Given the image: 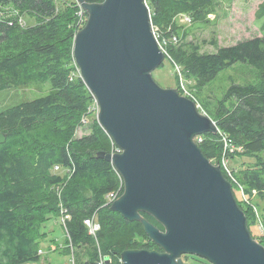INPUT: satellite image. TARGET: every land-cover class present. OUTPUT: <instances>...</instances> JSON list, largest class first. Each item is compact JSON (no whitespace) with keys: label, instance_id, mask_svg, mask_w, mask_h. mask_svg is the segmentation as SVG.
I'll return each mask as SVG.
<instances>
[{"label":"trees","instance_id":"trees-1","mask_svg":"<svg viewBox=\"0 0 264 264\" xmlns=\"http://www.w3.org/2000/svg\"><path fill=\"white\" fill-rule=\"evenodd\" d=\"M65 1L0 0V47L12 45L0 53V92L36 80L51 85L47 95L0 112V131L7 135L6 143L0 146V264H35L41 260L40 238L44 236L41 227L59 210V191L70 217L66 228L73 249L71 261L74 259L75 264L74 250L80 248L86 250L87 261L79 258L78 264H97L100 253L113 264H122L121 254L126 250L163 251L149 239L140 222L125 219L111 209L114 202H107L111 193L120 191L119 198L124 193V187L120 190L118 171L100 156L102 152L113 153L114 144L108 133L97 124L91 135L76 138L83 115L93 111L96 100L74 65L75 36L83 10L75 1ZM104 1L86 0L90 4ZM147 3L152 23L158 26L159 19L170 22L177 13L201 16L211 0H147ZM7 6L15 8L18 16H10ZM25 14L35 24L22 28L19 16ZM173 34L167 32L166 39L178 37ZM168 52L188 81H210L238 62L259 71V84L231 85L219 117L213 119L209 115L219 132L207 134V139L197 137L202 139L197 144L212 163L218 162L229 149L226 139L245 154L256 157L263 152L264 35L219 47L216 53H201L195 43L169 44ZM232 99L236 103L226 107ZM56 166L61 173L55 172ZM233 168L235 178L245 186L248 195L257 191L264 197V160H258L252 168ZM222 171L231 181L225 169ZM142 215L164 231L155 218L147 213ZM90 217L98 218L101 225L98 242L84 224ZM137 237L148 242L138 245ZM194 257L188 255L186 260ZM206 261L199 263L207 264Z\"/></svg>","mask_w":264,"mask_h":264},{"label":"water","instance_id":"water-1","mask_svg":"<svg viewBox=\"0 0 264 264\" xmlns=\"http://www.w3.org/2000/svg\"><path fill=\"white\" fill-rule=\"evenodd\" d=\"M76 2L88 19L75 36V62L99 106L100 125L122 151L100 153L124 181L111 209L140 222L163 250H126L122 264H184L188 255L211 264H264V246L254 239L232 183L195 141L216 135V123L153 77L166 55L146 0ZM6 141L0 131V146Z\"/></svg>","mask_w":264,"mask_h":264},{"label":"rangeland","instance_id":"rangeland-1","mask_svg":"<svg viewBox=\"0 0 264 264\" xmlns=\"http://www.w3.org/2000/svg\"><path fill=\"white\" fill-rule=\"evenodd\" d=\"M72 1L76 2V0H66L65 3H70ZM5 9L11 12L10 16H18L19 12L15 8L7 6ZM84 15L88 19L86 11ZM184 16H190L192 19L191 23L186 22ZM151 21L153 22L152 14ZM19 23L22 28H27L35 24V20L25 14L19 16ZM83 27L84 25L80 29ZM152 28L156 39H158L159 46L162 47V51L166 55L164 63L159 69L153 72L155 81L162 88L176 89L179 91L180 95L195 101L199 109L202 110L204 114L210 115L213 119L219 117L220 107L223 101H225L224 98L227 90L232 84L256 85L261 81L259 71L242 62H238L225 69L220 72L216 78L210 81L197 80L196 82L190 79L188 81L182 75L186 90L193 95V98H191L185 94L181 88L180 76L178 78L176 74L181 72V68L176 65L168 52V45L173 44L180 46L188 43H195L201 48V53H216L219 47L234 46L246 39L260 37L264 35V0H211V4L207 7L206 13L201 16H197L195 13L190 12L177 13L173 14L170 18V22L159 19L158 26L152 23ZM171 31L175 33L173 35H178L180 41L178 39L176 43L174 38H172V41L171 39H166L165 34ZM11 46L12 45L9 43L2 45L0 47V53H4ZM74 65L76 66V70L80 72L76 62ZM201 82H203V85H201ZM50 91V83L36 80L18 89L0 92V112L21 103L41 98ZM234 103H236V101L232 99L227 101L225 106L231 107ZM92 109L93 111L90 112V114L83 115L82 124L76 134L77 139L91 135L94 127H96L97 124L100 125L98 121V105L96 104V107L94 108L93 106ZM207 134L201 136H205L204 138L207 139L209 137ZM227 142L228 140L226 139L225 144L228 145L229 149L219 158L218 162L215 161L213 163L214 165L220 166L221 169H224L225 166L222 163V158L225 156L227 167L231 170L233 179L227 172L226 173L233 185L235 197L239 206H241V209L245 212L247 222L249 223L248 227L251 228L250 231L254 239L263 245L264 197L260 196L257 191H253L251 195H248L245 186L242 185L241 182H238L232 169H234L233 167L239 169L254 167L258 160H264V151L255 157L245 154L241 149L234 147V145H229ZM61 172L62 170L60 169L59 173ZM61 192L62 191L58 192L59 205L57 209L59 210H55L41 227V232L44 236L40 238V250H42L43 253H39L41 255V260L35 264H71L73 249L62 223L61 209L64 206V198ZM135 240L138 245H145L148 242L147 239L141 237H137ZM74 256L77 258V264L79 258L83 261H87L86 250L84 248H80L79 251L75 249ZM182 260L184 264H200L199 262L202 260L206 261V259L197 256L188 260H186V256H182ZM206 262L210 263L209 261Z\"/></svg>","mask_w":264,"mask_h":264},{"label":"built area","instance_id":"built-area-1","mask_svg":"<svg viewBox=\"0 0 264 264\" xmlns=\"http://www.w3.org/2000/svg\"><path fill=\"white\" fill-rule=\"evenodd\" d=\"M83 10V9H82ZM85 11L83 10V12H81L80 14V21H79V30L80 28L86 24L87 22V18L85 17ZM185 18V21L188 22V23H191L192 19L190 16H184ZM22 24V22H21ZM78 30V31H79ZM174 40L176 41V43L178 42V38L174 37ZM162 49V47H160ZM163 50V49H162ZM179 76H180V83H181V88L182 90L184 91L185 94H187L189 97L193 98V95L188 92L186 90V87L184 85V82L182 80V74L181 72H179ZM97 104V102H96ZM98 105V104H97ZM99 107V106H98ZM200 137V136H199ZM196 143H198V141H202L201 138L195 139ZM113 144H114V141H113ZM122 151L114 144V149H113V153L112 154H115V153H121ZM222 163L224 164V169L226 170V172L229 174V176L233 179L232 177V174H231V171L228 169L227 167V162H226V158L225 156L222 158ZM60 168L58 166L55 167V172H59ZM119 177H120V180H121V188L120 190L124 187V181H123V178L122 176L119 174ZM119 193L120 191H117V192H114V193H111L110 195L107 196V202L108 203H113L115 202L117 199H119ZM61 218H62V223L64 225V228H65V231L68 235V230L66 228V223H67V220L70 219L68 213H67V210L64 209V207L61 209ZM84 224L85 226L87 227L88 231H89V234L94 237V239L98 242V234L100 233L101 231V225L100 223L98 222V220L95 218V217H90V218H87L85 219L84 221ZM69 237V235H68ZM39 253H43L42 250L39 251ZM98 263L97 264H113L109 259L105 258L101 253L99 255V259H98ZM121 261V260H120ZM122 263V261H121ZM71 264H75L74 263V259H72L71 261Z\"/></svg>","mask_w":264,"mask_h":264},{"label":"bare ground","instance_id":"bare-ground-1","mask_svg":"<svg viewBox=\"0 0 264 264\" xmlns=\"http://www.w3.org/2000/svg\"><path fill=\"white\" fill-rule=\"evenodd\" d=\"M158 40V39H157Z\"/></svg>","mask_w":264,"mask_h":264}]
</instances>
